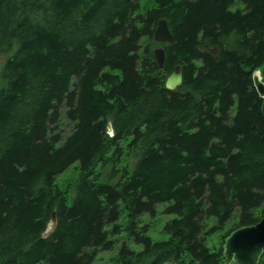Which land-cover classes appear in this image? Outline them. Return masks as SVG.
Wrapping results in <instances>:
<instances>
[{
    "label": "trees",
    "instance_id": "16d2710c",
    "mask_svg": "<svg viewBox=\"0 0 264 264\" xmlns=\"http://www.w3.org/2000/svg\"><path fill=\"white\" fill-rule=\"evenodd\" d=\"M1 55L0 264H228L225 237L264 216V0H0ZM166 202L155 241L140 216Z\"/></svg>",
    "mask_w": 264,
    "mask_h": 264
},
{
    "label": "water",
    "instance_id": "95a60500",
    "mask_svg": "<svg viewBox=\"0 0 264 264\" xmlns=\"http://www.w3.org/2000/svg\"><path fill=\"white\" fill-rule=\"evenodd\" d=\"M154 38L159 42H171L173 34L166 18L158 21L155 28ZM196 50L200 54L208 55L213 58L219 56L218 46L209 44L198 45ZM155 58L160 67H163L165 61V50L158 46L154 49ZM183 72L181 64L176 65L175 69L166 78V87L171 90H178L183 84ZM253 81L260 97L264 98V79L262 68L258 67L253 72ZM108 132L114 135L112 121H109ZM58 225L57 213L53 212L46 229L42 232L43 237L50 236ZM223 255L228 257V264H260L264 254V216L252 224L241 225L232 230L224 239L222 245ZM160 264H178V262L169 258Z\"/></svg>",
    "mask_w": 264,
    "mask_h": 264
},
{
    "label": "rangeland",
    "instance_id": "374dc122",
    "mask_svg": "<svg viewBox=\"0 0 264 264\" xmlns=\"http://www.w3.org/2000/svg\"><path fill=\"white\" fill-rule=\"evenodd\" d=\"M157 47V46H156ZM5 60V56L1 55L0 56V66L3 64ZM72 124L71 123H67L65 126V130H64V135L66 136L67 134H69V132L72 130ZM134 159H131V162H133ZM109 170V167H105L103 172L106 173ZM76 172V169L74 168V165L70 166L68 169H66L63 173H60V175L58 176V181L59 183H63V179L64 178H69V177H74ZM74 190L71 191V196L74 195ZM167 206V202L166 203H158L157 205V213L155 215H152L150 213H143L140 216V224H148L149 225V230L147 231L148 234H150L153 239L155 241H160V240H164L167 239L169 236V233L166 232L164 230V226L166 224V222L168 220H170L171 218H173L174 214H170V213H166L165 207ZM233 219L231 220L230 223H228L227 227H229L232 223H233ZM218 234L216 233L212 238H209V244L211 246L214 247V245H219V238H218ZM118 242L117 245L115 247V250L113 251H117L119 246L121 245V243L123 242V236L119 235L118 237ZM130 245L136 249H141L142 248V244H137L134 241H130ZM110 251V250H109ZM101 255H105L107 256V253H100L97 257V259L92 263V264H102V262H105V260H103Z\"/></svg>",
    "mask_w": 264,
    "mask_h": 264
}]
</instances>
